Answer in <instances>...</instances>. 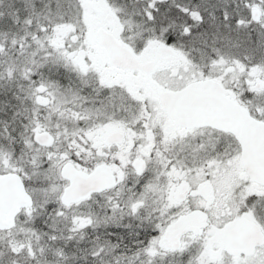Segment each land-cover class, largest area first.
<instances>
[{
	"label": "snow or ice",
	"instance_id": "1",
	"mask_svg": "<svg viewBox=\"0 0 264 264\" xmlns=\"http://www.w3.org/2000/svg\"><path fill=\"white\" fill-rule=\"evenodd\" d=\"M0 264H264V0H0Z\"/></svg>",
	"mask_w": 264,
	"mask_h": 264
}]
</instances>
